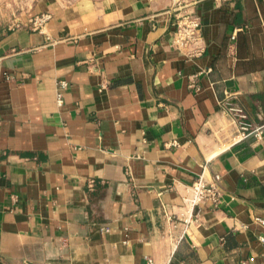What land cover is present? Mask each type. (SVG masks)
<instances>
[{"label": "crops", "instance_id": "crops-1", "mask_svg": "<svg viewBox=\"0 0 264 264\" xmlns=\"http://www.w3.org/2000/svg\"><path fill=\"white\" fill-rule=\"evenodd\" d=\"M176 1L0 0V264H264V0ZM225 92L260 138L233 141ZM199 174L220 201L183 230Z\"/></svg>", "mask_w": 264, "mask_h": 264}, {"label": "built area", "instance_id": "built-area-1", "mask_svg": "<svg viewBox=\"0 0 264 264\" xmlns=\"http://www.w3.org/2000/svg\"><path fill=\"white\" fill-rule=\"evenodd\" d=\"M176 0H174L175 2ZM178 2V1H176ZM175 18L174 29L171 34L169 46L187 58H194L199 56L204 50V43L200 33V22L198 16L193 10H184L178 12ZM51 19L49 12H41L27 17L23 25L27 26L31 30L41 31L43 25ZM18 23H9L8 28L17 27ZM209 68L203 70V73H207ZM194 76L189 77V88L197 90L194 83ZM67 83L64 80H58L56 82L55 91V103L60 105L62 102V91L66 89ZM230 93L225 92L224 98L220 101L222 106V112L227 116L235 127V133L232 137L233 141H239L249 135H253L255 138H260L259 126H254L248 119L246 112L242 107L230 102L228 99ZM172 144L174 142L172 141ZM219 176L214 174L209 179L202 177L199 174L187 187L184 188V193L181 195V207L184 211V217L180 220L184 225L183 230L188 224L197 220L193 214L194 208L203 201H208L211 205L215 206L219 203L221 197V191L217 184ZM91 181L89 182V184ZM254 221L259 224H263V220L259 218H253ZM169 221L173 224V219ZM103 228L102 231H106ZM259 241L263 242L264 237H259ZM147 264H152L150 259H147Z\"/></svg>", "mask_w": 264, "mask_h": 264}]
</instances>
